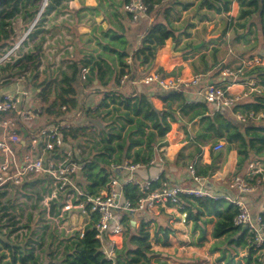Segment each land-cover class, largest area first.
Masks as SVG:
<instances>
[{"label": "trees", "instance_id": "1", "mask_svg": "<svg viewBox=\"0 0 264 264\" xmlns=\"http://www.w3.org/2000/svg\"><path fill=\"white\" fill-rule=\"evenodd\" d=\"M43 1L0 0V56L13 46L16 30L12 22L17 18H20L23 29H29L34 24L21 44L25 45L28 40H32L40 34V41L34 48L39 50L41 43L45 41V33L48 31L44 29L47 16L54 13V18H56L68 13V2L73 0H47L43 11L37 18ZM78 1L83 3L84 0ZM101 1L96 0L97 3H101ZM106 1L111 3V0ZM129 1L123 0V5ZM160 1L163 0H143L148 14L154 12V14L161 13L164 16L163 19H154L149 24L136 47L129 48L124 34L109 28L101 30L100 36H95L96 45L100 48V52L96 56L86 54L79 62L71 64L69 67L72 69V74L61 71V78L57 82L52 79H39L36 68L39 62L38 56L34 54V49L19 55V58L12 64L7 63L0 66L2 72L0 78L13 76L27 68L30 70L29 67H32L26 80V87L32 88L40 108V115L51 116L54 119L59 117L65 119V116L68 117V110L75 108L80 99L81 93L77 91L78 81H82V69H87L83 81L84 85L81 86L82 90L106 88L111 80H114L115 87H119V79L124 75L131 79L138 78L136 69H132V66H145L139 77L149 74L158 49L162 48L168 39L178 40L180 32H176L171 25L168 19L169 15L175 9V5L178 4L182 6V9H187L193 3L173 2L166 6L162 12H157L154 5ZM234 2H237L239 6L237 21L243 20L241 24L239 22L236 24V27L244 30L238 39L248 42L250 35L255 33L254 37L257 43L259 38L264 40V0H199L198 7L213 11L216 14H227L231 11ZM84 10L99 13L102 11V6H84ZM124 13L131 20V15L125 11ZM254 16L260 21L259 29L256 30L255 25L256 31L252 22ZM252 48H257V54L240 60L237 66L240 72L233 77L223 76L224 68H222L221 75L219 73V76L217 75L218 77L212 82L228 84L233 78V82L230 84L253 83L252 88L254 89L243 96L231 109L215 108L214 105L207 102L187 103L186 98L191 96L192 88L184 91L165 92L153 83L149 85L138 84L136 92L131 90L129 92H117L114 89L102 91V98L99 100L96 110L109 108L112 110L111 113L103 114L97 121L95 120V123L99 124L97 128H101L106 133L104 144L97 147L93 143L95 138L89 137V134L84 133V129L79 128L81 135H83L81 137H86L91 143L86 142L89 145L87 148L80 147V133L78 135L76 130L63 131L65 141L74 140L72 147L75 161L83 164L80 175L81 182L79 183L82 189L87 194L92 195L104 187L108 181V176L112 173L111 164L122 163L126 160L145 164L151 160L154 148L162 145V139L171 130V123L168 122V118L175 122L174 112L171 110L174 102H177L180 113L190 115L189 121L197 119L198 130L194 134L187 130L185 134L189 140L199 145V153H202V146L210 142L212 143L211 147H213L218 141H224L227 153L232 150L237 153L236 176H239L243 167L247 168L249 164L261 163L264 165V117L260 119L249 117L245 121L236 118L237 114H264V65L246 68L244 64L247 60H264V43L263 45H254ZM127 58L131 59V64L126 62ZM200 62L203 69L199 70L194 65V71L207 73L211 66H208L204 55L201 56ZM7 70L9 73L5 75L4 72ZM156 73L160 77L175 75L173 71L166 72L163 68H159ZM95 81L97 85L94 84ZM8 83L5 82L4 85ZM154 97L164 103L162 110L154 106L152 101ZM62 106L66 108L64 111L60 110ZM91 107L89 104L85 111H90ZM53 122L51 120L49 123ZM78 146L79 148L83 147L84 155H76L75 151ZM215 153L211 150V159L220 156L219 151ZM211 165H197V174L205 176L206 170ZM259 176L260 174H256L249 183H254ZM263 184L264 181L258 186V191L264 186ZM30 185H22L13 189H24ZM207 189L215 195H235L226 191L218 192L214 184L213 187L208 186ZM122 191L123 198L129 200L133 205L141 196L133 184L124 185ZM258 191L256 189L253 193ZM1 195H4V192ZM179 203L178 211L184 215L185 223H191L193 230L202 229L199 223L202 217L213 216L217 219L213 225L212 237L218 241L213 242L209 247V253H218L215 258L216 263L264 264V261L257 262L255 252L248 243L247 232L233 225L232 219L236 214V208L232 203L224 198H194L183 195L180 196ZM167 206L172 207L170 204ZM249 206L254 212L253 205L249 204ZM58 212L59 206L52 202L51 213L56 215ZM160 213H163V208H160ZM258 214L264 218V198L262 210ZM153 215V213L142 210L130 216L124 213L120 216L119 222L123 228L122 244L120 248L115 250L114 256L110 260L112 264H158L157 258L161 252L153 249V245L170 246L171 237L176 236V230L168 224V217L156 220ZM95 221L96 216L92 215L84 226L82 237H79L80 233L74 236L73 234L70 236L58 234L54 227H52L51 232H46L47 225L40 226L41 233L39 235L37 232H29L31 235L20 242H10L6 238L0 237V264H106L109 260L105 258L103 251L110 244V241L105 238L103 242H100L95 237L93 228ZM151 224L152 228H150ZM150 229H152L151 232ZM45 237H47L46 247L42 248ZM73 239L76 241L70 243ZM231 246L246 250L245 256L240 260H235L238 254L236 250L234 253L230 252Z\"/></svg>", "mask_w": 264, "mask_h": 264}, {"label": "rangeland", "instance_id": "2", "mask_svg": "<svg viewBox=\"0 0 264 264\" xmlns=\"http://www.w3.org/2000/svg\"><path fill=\"white\" fill-rule=\"evenodd\" d=\"M173 2L193 3V5L187 9H182L181 5H175V9L171 11L168 19L171 22V25L175 28L176 32H180L178 35L179 37L177 41L168 39L163 47L167 58L170 60H180V65L175 66L172 71L175 75L178 74L181 75V77L183 76L182 78L185 80L189 79L191 76L200 75L203 76L205 82H214V80L219 76L218 74L220 73L221 75L222 68H224V72L227 68L232 69L233 67H237L240 60L246 59L250 55L254 56L257 54V48H252L254 45L258 46L263 45L264 43L262 38H259L258 43L255 41V33L250 35V41L248 42L238 39L244 30L240 27H236L237 22L241 24L243 20L237 21L239 6L235 2L232 4L231 11L227 14H216L213 11L206 10L205 8H199V0H163L158 2L157 5H154V9L157 12H162L166 6H169ZM106 3V0H102L101 3L84 0L83 3L75 4V0H73L68 2V15L64 18L59 19V16L54 18V13L48 15L46 22L44 23V29L46 28V24H56L55 26L61 24V27H63L66 32H69V37H62L63 39L60 43H55L53 47H49V42L59 41L51 38L57 35V31L55 30L57 27H54V30H50V27L46 28L45 30L48 31L45 33V41L41 43L39 50H35L34 48L40 41V34L32 40H28L25 45L21 44V42L26 38V34L30 28L23 29V25L20 23V18H17L15 21L13 20L14 29L16 30V36L13 40V44L15 45L20 43V48L17 51V54L23 55L28 53L31 49H34V54L38 56L37 59L39 64L36 68L38 69L39 79H52L57 82L61 78V71H65L70 75L72 74V69L69 67L71 64L79 62V60L86 54H93L96 56L100 52V48L97 47L96 39L94 37L100 36L99 30L97 32V30L94 29L98 26L97 22H105V29L110 28L116 32L123 33L128 42L129 48H133L139 45L141 37L144 35V32L149 24L152 23L154 19H163L164 16L161 13H147L146 17L140 18L136 23H132L122 9L123 0H111V3ZM84 6H102V11L99 13L88 12L84 10ZM77 11L78 14L76 13ZM252 22L254 24V30L255 25L256 30L259 29L260 21L256 16L252 18ZM100 28L101 30H105L102 27ZM172 44H174L173 52L180 53L178 56L171 53ZM195 45H199V48L195 49ZM61 50L63 54H60ZM158 54L159 50L156 53L151 70L158 65ZM202 55L205 56V60L208 66H211V69L207 73H196L194 71V65H196L199 70L203 69V65L200 62ZM262 62L264 64V60H262ZM58 64H60L63 69L58 66ZM135 66H132L131 68L136 69V76L138 77L137 79H139L141 78L139 77L141 75L140 72L145 69V66ZM51 67H53V70L57 69L53 74L51 73ZM29 68L31 70L32 67ZM162 68H165V66ZM8 73V70L7 72H4L5 75H8ZM0 74H2L1 71ZM80 81H78L77 92L81 93V96L79 97L80 99L78 100L77 106L68 110V117L65 116L64 118L70 123L79 125V128L85 130V134H89V137L95 138V142L96 139L100 138V134L105 133L101 128H97L99 124L95 123V120L97 121V119L103 114L112 112L111 108L96 110V106L102 98V91L115 88V83L114 80H111L108 82V86L106 88H101L99 90L87 88V90L84 91L81 89V86L84 85V80L82 79V81ZM231 82H233V78L230 80V83ZM94 84L97 85V82L95 81ZM252 86V83L251 85H247V89H254ZM121 91L129 92L128 88H123ZM89 104L92 107L90 111L87 112L85 111V108H87ZM171 110L174 112L175 122L168 118V122L171 123V130L168 133L169 135H165L162 139L163 146L160 145L154 148L151 160H153L154 164L159 162L158 158H164L163 154H165L166 146H168L169 143L178 144L177 146L179 147L177 148L179 149H176L177 151H174L172 154L173 162L168 163L169 165L174 164L173 170L167 172L168 175L171 173L173 174V177H178L179 172H181L184 168L187 170L188 165H192L196 170V166L199 164L202 157L203 150L201 148L202 153H199V145L189 140L185 134L187 130H190L192 134L198 130L199 127L197 119L189 121L188 118L190 115H183L180 113L177 108V102L172 104ZM54 120L55 119L52 118V121ZM93 128L96 131H94ZM79 133L80 147L83 146L87 148V146H89L88 144L91 143L86 139V137H81L83 135H81L80 131ZM86 142H88V144ZM221 142L223 143V147L219 151L220 156L216 159L210 158V164L212 165L206 170L205 177H207L206 179L216 186L218 192L223 193L226 191L229 194L239 195V189L237 187L232 189L230 186V183L232 184V181H234L233 179L235 178L234 174L237 168V156L234 168H224L223 164L227 161V157L230 156L231 152L227 153L226 143L224 141ZM211 145L212 143L210 142L206 147L210 148ZM214 154L216 153L214 152ZM251 165L252 167H250ZM261 165L252 163L249 164L247 168L243 167L241 172H239V177H242L243 175L246 177V175L249 174V181L252 180L256 175L254 173L255 168H264V165ZM154 169L155 172H160L159 166H156ZM147 170H145L146 172L143 174L145 177L149 175L151 168H148ZM261 182H263L262 178H257L254 183H259V186ZM258 186L257 191L259 188ZM3 192L4 195H1ZM44 194L45 186L37 182L32 183L24 189L18 188L14 190L12 188L9 190H0V237H3L4 239L6 238V240L10 242H20L25 237L31 235L29 232H37L39 235L41 233L40 226L44 225L48 226L46 232H51L54 225L45 216L41 204V199ZM242 197L246 203L253 205L255 210L254 212H258V210H262L260 208L264 198V186H262L258 192L248 193ZM153 214V217L156 220L168 217V224L176 230V236L171 237L170 246L161 247L153 245V249L161 252V255L157 258L158 264H219L215 262V258L218 256V253H209V247L213 242H215L212 237V228L216 222V218H213L212 216L200 218L199 223L202 229L193 230L191 223H185L184 215L174 208H171V210L165 209L163 210V213L160 214L159 212H153ZM67 219L68 218H65V221ZM86 220L87 219L82 217L80 214H75V216H71L70 220H67V225L78 228L79 226H83L86 223ZM134 220L137 221L136 219ZM136 225H138V223ZM150 228H152V224L150 225ZM151 230L152 229H150V232ZM76 232L77 231H74L73 236L77 234ZM111 239L118 244V238L114 237ZM46 241L47 237H45V243L42 248L46 247ZM74 242L75 239L70 241V243ZM119 243L122 244V242ZM120 247L121 246L118 245V248ZM230 249H232L230 252L234 253V250H236V253L238 254V256L235 257V260H240L245 256V250L240 247L231 246ZM106 264H112V262L109 260Z\"/></svg>", "mask_w": 264, "mask_h": 264}, {"label": "built area", "instance_id": "3", "mask_svg": "<svg viewBox=\"0 0 264 264\" xmlns=\"http://www.w3.org/2000/svg\"><path fill=\"white\" fill-rule=\"evenodd\" d=\"M46 3L43 1L44 7ZM123 10L131 15L132 22H137L147 14L143 0H130L123 5ZM12 24L14 25V22ZM33 25L30 26L27 34ZM19 48L20 43L13 44L4 55L0 56V66L12 64L19 58L17 54ZM244 64L246 68L264 65L260 59L247 60ZM238 72H240L238 67H233L225 69L222 74L235 76ZM86 73L87 69L81 70V79H85ZM29 75L30 70L27 68L13 76L0 78V190H9L34 182L41 183L45 186V194L41 199L45 216L53 223L56 231L65 236H70L75 231V228L67 225V220L71 216L80 214L87 219V223L92 215H95L96 221L93 223L95 237L100 242L105 238L110 241L103 251L107 260L113 258L117 249L116 242L111 238L117 237L120 242L122 241L123 228L119 219L123 213L130 216L142 210L150 213L159 212L160 208L165 210L168 204L178 209L181 195L194 198H224L236 208V214L232 219L233 225L247 232L248 243L255 252L257 262L264 260V218L258 212H252L251 207L242 197L253 193L259 184H250L249 174L244 178L234 175V181L230 183L231 188L237 187L241 195H215L207 189L210 182L204 176L198 175L192 165L187 167L188 179L191 183L184 185L163 176L161 172L153 178L138 179L136 176L138 169L152 166L153 160L147 164L126 160L111 164L112 173L108 176L106 185L97 193L89 195L79 185L83 164L75 161L72 147L74 142L70 139L65 141L63 136V131L70 130H76L79 135V125L60 117L49 123L52 120L51 116L40 115L35 94L32 89L26 87ZM129 79V76L124 75L119 79V84H124ZM5 82L9 83L4 85ZM153 83L165 92L192 88V97L189 95L186 98L187 103L207 102L215 108L226 109H231L251 91L250 89L240 95L230 94L227 91L228 86L224 87L225 84L205 82L200 75L184 80L177 75L160 77L156 72H150L139 79H131L133 86ZM65 109V106L60 108L61 111ZM249 117L260 119L264 114L249 113L236 116L241 121ZM23 146L25 150L19 155V149ZM222 147L223 143L218 141L213 146V151L218 152ZM75 153L77 156L84 155L83 148L78 146ZM158 161L162 163L163 158L159 157ZM256 164L261 165V163ZM254 173L260 174L258 179L262 178L264 181L263 167L255 168ZM127 184L135 185L141 195L134 205L123 198L122 189ZM52 202L59 206L56 215L51 213ZM65 218L68 219L65 221ZM82 235L80 232L79 237Z\"/></svg>", "mask_w": 264, "mask_h": 264}, {"label": "crops", "instance_id": "4", "mask_svg": "<svg viewBox=\"0 0 264 264\" xmlns=\"http://www.w3.org/2000/svg\"><path fill=\"white\" fill-rule=\"evenodd\" d=\"M88 1H93V2H96V0H88ZM71 2V1H70ZM78 3H80L78 0H75V4H78ZM235 3H237V2H235ZM66 15H68L67 13H65L64 15H59V19H62V18H64ZM61 22H63L62 20H60ZM132 22V21H131ZM132 23H136V22H132ZM56 24H46V28H49L50 27V30H52L54 27H57L55 30L57 31L56 33H57V35H55V36H53V37H51L52 39H56V40H59L58 42L57 41H51V42H49V44H48V46L49 47H53L54 45H55V43H60L61 42V40L63 39L62 37H64V38H66V37H69V32H66V30L65 29H63V27H61V24H58V26H55ZM97 27H95L94 29L95 30H97V32H98V30H99V32H100V35H101V28L100 27H102L103 29H105V26L104 25H106V23L105 22H97ZM94 26V25H93ZM92 26V27H93ZM45 28V29H46ZM54 30V29H53ZM105 30H107V29H105ZM112 31H114V30H112ZM125 36V35H124ZM46 37V36H45ZM95 37V36H94ZM52 39H50V40H52ZM164 47V46H163ZM160 48V49H158L159 50V54H158V65L153 69V70H151V72H156L159 68H162V67H164L165 66V68H163V70L164 71H166V72H170V70L172 71V69L175 67V66H179L180 65V60H170L169 58H167V56L165 55V49L164 48ZM71 48V47H70ZM70 52H71V50H70ZM60 54H63V52H62V50L60 51ZM126 62L127 63H131V59L130 58H127L126 59ZM56 66V65H55ZM58 66H60V64H58ZM57 66V67H58ZM61 67V66H60ZM62 69H63V67H61ZM166 69H169V70H166ZM57 70V69H56ZM56 70H53V67H51V73L53 74V73H55V71ZM177 76H180L181 77V75H178V74H176ZM183 77V76H182ZM181 77V78H182ZM193 76H191L190 78H192ZM189 78V79H190ZM185 80V79H184ZM188 80V79H187ZM217 84H221V83H217ZM222 84H225V86L224 87H227V91L230 93V94H245L246 93V91H249V89H247V85H251V83H248V84H230V85H228L227 83H222ZM123 88H128V90H131V91H135L136 92V90L138 89V86H133L132 84H131V78L126 82V83H124V84H119V87H115V88H113L114 90H116L117 92H123V91H121ZM30 89H32V88H30ZM103 89V88H102ZM113 89H111V90H113ZM87 89H84V91H86ZM152 101H153V104H154V106L157 108V109H159V110H162L163 109V107H164V103L163 102H161V100H159L158 98H156V97H154V98H152ZM94 129V128H93ZM94 131H95V129H94ZM106 141V134L105 133H102V134H100V138H98V139H96V141L94 142V144L97 146V147H100V146H102L103 144H104V142ZM22 145H24V143L22 144ZM166 145V144H165ZM178 144H172V143H169L168 144V146H166V152H165V154H163L164 155V158H163V161H162V163H159V162H156L155 164H153L152 166H148V167H143V168H140V169H138V171H137V173H136V176H137V178L139 179V178H141V179H146V177H150V178H153V177H155L157 174H158V172L156 173L155 172V169L154 168H156V166H159L160 167V172L162 173V175L163 176H165V177H168V178H170V179H172V180H174V181H177L178 183H182V184H184V185H188L189 183H191V181L188 179V172H187V170H186V168H184L181 172H179V174H178V177H173V174H171V173H169L170 175H168L167 174V172L168 171H171V170H173V165L174 164H171V165H169L168 163H171V162H173V153H174V151H177L179 148H177V147H179V146H177ZM163 146V145H162ZM207 145H205V146H203L202 147V150H203V154H202V157H201V159H200V161H199V164H197V165H209L210 164V158H211V155H210V151L211 150H213V147H211L210 146V148L209 147H206ZM21 149H19L20 151H19V155L25 150V148H24V146L23 147H20ZM177 149V150H176ZM215 152V151H214ZM231 153H230V156L229 157H227V161L223 164V167L224 168H234V165L236 164V161H235V159H236V156H237V154H236V151L235 150H232V151H230ZM162 167V168H161ZM253 167H255V166H253ZM150 169L151 168V171L149 172V175L148 176H144L143 174H145V170H147V169ZM153 169V170H152ZM148 171V170H147ZM155 172V173H154ZM235 175V174H234ZM205 177V176H204ZM205 178H207V177H205ZM208 181V180H207ZM208 182H210V181H208ZM209 186L210 187H213V183H209ZM171 208H174V209H176V210H178L177 208H175V207H167L166 209L167 210H171ZM260 209H262V206H261V208ZM260 210H258V212H259ZM208 217V216H207ZM213 217V216H212ZM213 218H215V217H213ZM68 220H70V219H68ZM217 220V219H216ZM85 225V224H84ZM84 225L83 226H79L78 228H75V227H73V228H75V231H77L76 233H80V232H83V230H84ZM213 229V228H212ZM115 238H117V237H115ZM215 240V239H214ZM216 241V240H215ZM218 241V240H217ZM120 242V241H119ZM118 242V244H117V248H118V245H120L121 246V243H119ZM122 242V241H121ZM117 243V242H116ZM245 254H246V250H245Z\"/></svg>", "mask_w": 264, "mask_h": 264}, {"label": "water", "instance_id": "5", "mask_svg": "<svg viewBox=\"0 0 264 264\" xmlns=\"http://www.w3.org/2000/svg\"><path fill=\"white\" fill-rule=\"evenodd\" d=\"M46 2H47V0H44V3H46ZM45 5H46V4H45ZM43 8H44V5H42V8H41V10H40L39 13H38L37 18L40 16V12L43 11ZM37 18H36V20H37ZM36 20H35V21H36ZM194 48H195V49L199 48V45H195ZM173 49H174V44H172V46H171V53H172L173 55H175V56H178L180 53H175V52H173Z\"/></svg>", "mask_w": 264, "mask_h": 264}]
</instances>
